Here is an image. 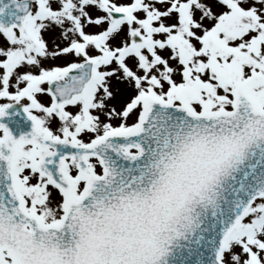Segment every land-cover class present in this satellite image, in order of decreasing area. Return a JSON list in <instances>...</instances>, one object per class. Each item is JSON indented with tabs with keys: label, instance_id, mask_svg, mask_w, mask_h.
Masks as SVG:
<instances>
[{
	"label": "snow or ice",
	"instance_id": "6c2138e0",
	"mask_svg": "<svg viewBox=\"0 0 264 264\" xmlns=\"http://www.w3.org/2000/svg\"><path fill=\"white\" fill-rule=\"evenodd\" d=\"M0 264H264V0H0Z\"/></svg>",
	"mask_w": 264,
	"mask_h": 264
}]
</instances>
